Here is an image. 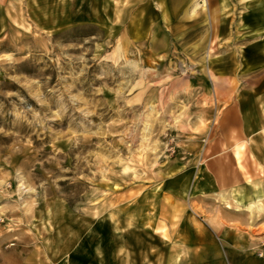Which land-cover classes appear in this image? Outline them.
<instances>
[{
    "label": "rangeland",
    "instance_id": "obj_1",
    "mask_svg": "<svg viewBox=\"0 0 264 264\" xmlns=\"http://www.w3.org/2000/svg\"><path fill=\"white\" fill-rule=\"evenodd\" d=\"M262 258L264 0H0V264Z\"/></svg>",
    "mask_w": 264,
    "mask_h": 264
},
{
    "label": "crops",
    "instance_id": "obj_2",
    "mask_svg": "<svg viewBox=\"0 0 264 264\" xmlns=\"http://www.w3.org/2000/svg\"><path fill=\"white\" fill-rule=\"evenodd\" d=\"M212 79L215 80V81H217V77L215 75H214V77ZM157 81H159V80H157ZM253 262L255 264H264V258L258 259L257 261L254 259Z\"/></svg>",
    "mask_w": 264,
    "mask_h": 264
},
{
    "label": "bare ground",
    "instance_id": "obj_3",
    "mask_svg": "<svg viewBox=\"0 0 264 264\" xmlns=\"http://www.w3.org/2000/svg\"><path fill=\"white\" fill-rule=\"evenodd\" d=\"M210 77H211V78H213V77H214V75H213L212 73H210Z\"/></svg>",
    "mask_w": 264,
    "mask_h": 264
}]
</instances>
